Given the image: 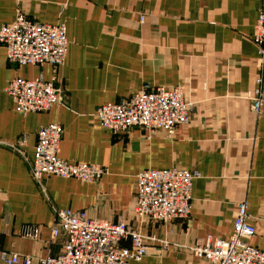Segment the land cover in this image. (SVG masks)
Instances as JSON below:
<instances>
[{
    "label": "crops",
    "instance_id": "crops-1",
    "mask_svg": "<svg viewBox=\"0 0 264 264\" xmlns=\"http://www.w3.org/2000/svg\"><path fill=\"white\" fill-rule=\"evenodd\" d=\"M261 9L264 0H0V27L22 13L64 24L69 40L58 70L11 64L0 43V264L3 252L33 264L62 252L64 238L52 237L54 209L122 220L154 238L141 264H210L190 248L208 236L230 240L236 206L246 201L257 230L248 243L264 250V104L256 113L248 97L259 76L264 94V58L252 40ZM38 77L56 78L64 101L24 115L5 88L15 78ZM145 86H181L195 105L189 124L173 136L100 125L101 106ZM52 123L64 128L60 158L104 166L102 179L52 176L43 193L25 158L34 157L38 130ZM174 167L199 173L190 217L137 219V174Z\"/></svg>",
    "mask_w": 264,
    "mask_h": 264
},
{
    "label": "built area",
    "instance_id": "built-area-1",
    "mask_svg": "<svg viewBox=\"0 0 264 264\" xmlns=\"http://www.w3.org/2000/svg\"><path fill=\"white\" fill-rule=\"evenodd\" d=\"M144 21V18H141ZM258 52L264 58V9L259 11L252 37ZM0 43L4 45L7 61L18 66L49 64L58 70L65 62L69 40L64 24L34 22L20 13L14 22L0 27ZM257 87L248 97L253 111L260 113L264 104L263 77L256 78ZM5 91L13 98L17 110L44 113L64 101L63 89L57 79L15 78ZM194 103L187 101L181 86L150 87L133 94L119 103H108L97 112L100 125L113 132L142 128L150 134L165 132L175 135L180 126L189 124ZM64 135L60 123H52L37 132L32 159L25 158L37 184L46 190L43 180L56 176L72 178L84 183L96 182L107 174V168L85 162H69L60 158L59 150ZM12 147V146H11ZM24 156L21 145L12 147ZM199 177L195 171L169 168L140 171L135 180L137 219L169 223L190 217L192 189ZM54 240L64 238L62 252L38 260V264H141L149 246L156 240L131 229L127 222H111L94 218L85 211L54 209ZM257 234L249 223L248 203H238L234 215V234L230 240L208 236L204 242L192 246L191 252L210 264H264V250L251 246L248 240ZM124 241L130 247H124ZM164 246L167 242H163ZM2 264H33L32 258L18 254H1Z\"/></svg>",
    "mask_w": 264,
    "mask_h": 264
}]
</instances>
